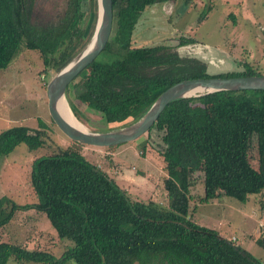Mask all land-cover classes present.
Instances as JSON below:
<instances>
[{"label": "trees", "instance_id": "1", "mask_svg": "<svg viewBox=\"0 0 264 264\" xmlns=\"http://www.w3.org/2000/svg\"><path fill=\"white\" fill-rule=\"evenodd\" d=\"M168 0H112L113 25L109 41L98 57L76 76L82 99L111 129L140 118L168 86L187 78L263 75L252 63L241 69L210 73L201 59L177 48L195 39L178 37L175 44L138 46L133 31L146 7ZM170 1V0H169ZM66 0V8L49 25L31 24L33 0H0V71L21 48L40 53L45 69L57 72L89 41L96 22V0ZM233 19L235 15L230 14ZM67 86L66 97L69 86ZM74 106V105H73ZM71 107V106H70ZM75 116L82 120L76 108ZM32 145L27 128L0 132V156L27 141L43 147L47 124L39 120ZM125 125L114 127V124ZM156 151L161 156L167 204L138 201L127 196L114 179L82 155L85 145L71 142L55 153L32 161L29 182L35 209L44 211L60 240L67 242L60 257L41 249L0 241V264L10 258L30 264H264L249 251L213 228L192 219L190 202L207 203L220 193L239 202L264 191V90H221L169 102L157 122ZM258 138L257 169L248 163V135ZM201 171L203 195H193V175ZM0 203L2 200L0 199ZM0 228L16 209L6 199ZM2 206V204L0 205ZM19 206V207H18Z\"/></svg>", "mask_w": 264, "mask_h": 264}, {"label": "rangeland", "instance_id": "2", "mask_svg": "<svg viewBox=\"0 0 264 264\" xmlns=\"http://www.w3.org/2000/svg\"><path fill=\"white\" fill-rule=\"evenodd\" d=\"M191 1H195L192 2ZM171 0L152 4L145 8L133 31V44L151 46L160 43H175L173 38L184 36L210 43L231 51L236 59L254 62L252 65L264 75V0L253 1V18L239 20L233 27V19L224 15L231 6L230 0ZM89 0H83L82 9L89 14ZM66 8V0H33L31 24L36 28L49 25ZM225 22V23H224ZM224 23V24H223ZM222 38L216 33L221 25ZM202 51V44L197 45ZM112 54L101 52L99 61H106ZM232 61L235 59L232 58ZM207 60H211L207 58ZM231 61V60H230ZM212 63L213 59L211 60ZM227 63H230L227 61ZM234 63V62H233ZM237 63V62H235ZM217 62L214 63L216 66ZM241 64V63H240ZM240 64L236 68L241 69ZM216 68V67H215ZM211 70V68H210ZM235 70V68H232ZM210 73H224L217 71ZM55 72L45 69L41 55L36 50L21 48L9 66L0 71V132L15 127L27 128L32 145L36 143L34 130L40 129L39 120L47 124L43 147L30 148L27 141H21L6 155L0 156V212L5 214L6 199L25 208L16 209L12 219L0 228V241L22 244L28 249H41L60 257L67 242L57 238L44 211L35 209L36 196L29 182L32 161L42 155L55 153L61 147L71 144L53 123L47 110L46 83ZM69 86L67 100L81 116L78 119L89 131H106L110 128L101 115L88 108L82 99H77V84ZM74 105V106H73ZM124 123H116L119 127ZM145 134L139 138L111 147L85 145L82 155L100 166L110 175L117 186L133 200H153L166 205V191L162 180L165 176L164 164L156 151V139ZM258 138L253 132L248 135V163L257 167ZM193 195H203L201 171L193 175ZM19 207V206H18ZM192 219L203 226L216 229L234 244L243 247L264 263V191L250 195L245 202L219 194L207 203L198 199L190 202ZM7 208V213L10 211ZM6 264H30L10 258ZM64 264H76L68 259Z\"/></svg>", "mask_w": 264, "mask_h": 264}, {"label": "water", "instance_id": "3", "mask_svg": "<svg viewBox=\"0 0 264 264\" xmlns=\"http://www.w3.org/2000/svg\"><path fill=\"white\" fill-rule=\"evenodd\" d=\"M96 4V22L89 41L46 83L48 114L55 126L71 141L95 147L120 145L147 133L157 122L166 105L175 99L195 97L221 90H264V75L187 78L164 89L147 111L128 125L106 131H89L77 127L60 114L58 106L61 101H64L71 114L77 119L66 97L67 86L99 56L109 41L113 25L112 0H96ZM180 49L192 50V47L183 46Z\"/></svg>", "mask_w": 264, "mask_h": 264}, {"label": "crops", "instance_id": "4", "mask_svg": "<svg viewBox=\"0 0 264 264\" xmlns=\"http://www.w3.org/2000/svg\"><path fill=\"white\" fill-rule=\"evenodd\" d=\"M172 1L173 0H171V2ZM192 2H195V1H191V3ZM221 2L224 3L225 0H223ZM254 2L255 1H253L251 4H248L247 0H230L229 5L231 6V8L229 11L226 10V12L224 14L226 16V19L230 18L229 15L231 13L234 14L235 19H234V23H232V24H234L233 27L236 28L239 20L253 18L254 11L252 10L251 7L254 6ZM223 24L218 25V29L216 31V33H218L217 36H219V38H222V33H220L219 29H222ZM171 40H174L176 42L177 38H173ZM199 44H202L205 47L204 50L205 49L208 50L206 52L209 53L210 59L211 60L213 59V61H215L214 63L217 62V64H216V70L217 71H222V70L234 71V70H232V68H235V70L238 69L236 67L239 64L238 63L239 60L236 59V57L234 56V54L231 51H228L225 48H219L216 46L212 47L213 45H211L210 43H204L198 39H196L194 43L189 45L190 47H192V50H188L189 55L193 53V55H195V57L199 58L197 55H201L200 49L196 48V47H198L197 45H199ZM231 56L234 57V58L232 57L233 59H235L234 61H232ZM211 60H210V62H211ZM227 61L230 63H227ZM235 62H237V63H235Z\"/></svg>", "mask_w": 264, "mask_h": 264}, {"label": "bare ground", "instance_id": "5", "mask_svg": "<svg viewBox=\"0 0 264 264\" xmlns=\"http://www.w3.org/2000/svg\"><path fill=\"white\" fill-rule=\"evenodd\" d=\"M58 108L60 110V114L66 120H68L70 123H73L74 125H76L79 128L86 129L85 126L78 119H76L73 114H71L69 107L67 106V104L64 101L60 102Z\"/></svg>", "mask_w": 264, "mask_h": 264}, {"label": "flooded vegetation", "instance_id": "6", "mask_svg": "<svg viewBox=\"0 0 264 264\" xmlns=\"http://www.w3.org/2000/svg\"><path fill=\"white\" fill-rule=\"evenodd\" d=\"M178 40V39H177ZM177 42V41H176ZM175 42V43H176ZM174 43V44H175ZM190 44H187V45H185V46H189ZM181 47H183V46H181ZM181 47H179V48H177V51H179V52H181V53H186L187 55L189 54V52H188V50L187 49H180ZM206 51H208V50H204L203 49V52L204 53H206V54H202V51L200 50V53H201V55H197L198 57H199V59H201L202 61H204L205 62V64H206V67H207V69L209 70V71H212V70H214L215 71V65H214V63H212V62H210V60H207V58H210V55H209V53H207ZM190 55H192V56H194L195 57V55H193V53L192 54H190ZM210 68H211V70H210Z\"/></svg>", "mask_w": 264, "mask_h": 264}]
</instances>
